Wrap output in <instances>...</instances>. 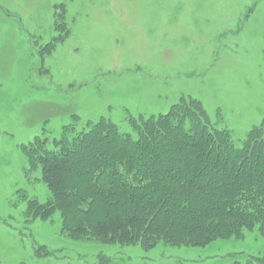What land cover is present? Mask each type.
Returning a JSON list of instances; mask_svg holds the SVG:
<instances>
[{"label": "rangeland", "instance_id": "374dc122", "mask_svg": "<svg viewBox=\"0 0 264 264\" xmlns=\"http://www.w3.org/2000/svg\"><path fill=\"white\" fill-rule=\"evenodd\" d=\"M184 95L202 100L236 146L263 122L264 0H0L1 264H245L264 255L257 229L146 251L71 239L59 212L27 219L29 201L51 192L40 168L28 172L23 145L104 116L136 136L131 118L166 113ZM42 245L55 253L38 257Z\"/></svg>", "mask_w": 264, "mask_h": 264}, {"label": "trees", "instance_id": "16d2710c", "mask_svg": "<svg viewBox=\"0 0 264 264\" xmlns=\"http://www.w3.org/2000/svg\"><path fill=\"white\" fill-rule=\"evenodd\" d=\"M130 121L136 136L104 116L23 145L28 172L40 168L51 192L46 202L29 201L27 219L59 212L71 239L146 251L160 244L206 247L256 229L264 235V120L242 146L192 95L166 113ZM35 253L55 251L42 245ZM245 264H264V255L249 254Z\"/></svg>", "mask_w": 264, "mask_h": 264}]
</instances>
